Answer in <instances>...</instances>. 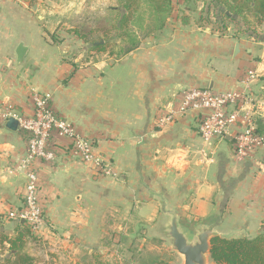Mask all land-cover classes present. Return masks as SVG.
Returning <instances> with one entry per match:
<instances>
[{"label":"crops","instance_id":"obj_1","mask_svg":"<svg viewBox=\"0 0 264 264\" xmlns=\"http://www.w3.org/2000/svg\"><path fill=\"white\" fill-rule=\"evenodd\" d=\"M71 1L0 0V105L29 116L31 94L49 95L61 118L95 140L114 177H96L69 148L58 149L39 170L45 224L28 233L23 222L6 218L22 205L25 137L0 123V253L8 254L0 264L14 263L17 253L34 260L18 246L32 239L45 250L43 264H52L53 253L70 264H95L112 222L120 223V242L148 225L157 229L158 196L176 206L180 224L192 233L218 221L217 231L255 237L264 220V149L235 161L238 128L204 144L197 133L204 110L177 115L162 129L156 121L178 110L181 90L246 91L257 101L254 119L264 136V21L258 36H234L186 13L185 22L167 19L133 51L111 60L76 37L52 39ZM20 44L25 53L17 62ZM248 71L254 79L246 84Z\"/></svg>","mask_w":264,"mask_h":264},{"label":"built area","instance_id":"obj_2","mask_svg":"<svg viewBox=\"0 0 264 264\" xmlns=\"http://www.w3.org/2000/svg\"><path fill=\"white\" fill-rule=\"evenodd\" d=\"M254 79L248 71L246 84ZM179 108L167 111L156 121L162 129L171 124L177 115L188 111L204 110L198 125L201 141L210 145L214 140H222L231 128H238L233 138V157L237 162L252 158L264 149V136L258 134L255 121V98L246 91L212 93L207 89L190 88L178 92ZM32 112L29 116L17 113L13 106L0 105V123L14 119L17 130L26 142V156L21 167L25 169V183L21 208L6 212L9 220L23 222L31 233H38L45 224L43 204L40 198L41 164L55 160L57 150L69 148L72 156L87 167L96 177H114L112 165L99 155L96 142L81 134L68 120L61 118L50 105V96L33 92ZM264 106V102L261 103Z\"/></svg>","mask_w":264,"mask_h":264},{"label":"rangeland","instance_id":"obj_3","mask_svg":"<svg viewBox=\"0 0 264 264\" xmlns=\"http://www.w3.org/2000/svg\"><path fill=\"white\" fill-rule=\"evenodd\" d=\"M80 2H83L82 6ZM128 2L129 0H80L78 4L72 0L70 3L64 4L66 6L65 18L62 17V20L65 25H63L62 21L55 29L54 36L57 38V42H60L66 36L79 39L80 35L94 43H104L105 41L107 47L103 52H106L111 60L118 59L124 50L132 46L131 41L138 42L139 39L150 34L157 26L155 14L145 0L133 2L134 5L131 6L129 13L125 8ZM74 6H77L79 13L74 14ZM85 6L87 9L84 8ZM214 6L210 3V0H191L179 6L176 4L174 14L169 18L179 17L183 22L184 19L188 18L186 13L189 15L193 13L192 15L195 16L196 21L204 23L209 28H216L215 31H219L220 34L228 33L244 37L247 35L250 37L258 36V25L254 23L249 14L245 15V19L237 18L238 20L234 24L224 20L220 12L214 10ZM70 15L73 16V19L69 17ZM74 16H78L76 24L74 23L76 17L74 18ZM125 16L128 17L127 24L122 27V30L116 31L115 29L120 27V21ZM85 20L89 23L86 26ZM67 26H70V28L66 29ZM73 31L74 33H72ZM56 32L58 35H56ZM119 34L121 35L119 36ZM103 43L99 45H103ZM86 46L89 51L92 47H96L91 42H88ZM258 99L261 101L260 98ZM170 207L176 208V206L172 205ZM165 222L166 219L161 214L157 229L148 225L147 228L144 227V229L134 232L131 239H128L129 241L123 242H120L119 238L122 232L120 234L116 228L120 223L112 222V229L109 230L104 239V253L95 254V264H181V258L171 251L168 239L163 235L162 226ZM35 241L36 239H32L29 242L30 244L26 246L22 245V243L18 245L21 249L25 248L28 253H32L34 260L21 263L16 261V257H14V263L5 261L2 264H34V261L36 262L35 264H43L44 261H47L44 257L46 256L45 250L42 248L43 246H39L40 244ZM53 254L48 256V262L52 264H70L67 263L69 260L65 257H59V255L57 258L56 254ZM0 255L8 256L7 253L3 252Z\"/></svg>","mask_w":264,"mask_h":264},{"label":"trees","instance_id":"obj_4","mask_svg":"<svg viewBox=\"0 0 264 264\" xmlns=\"http://www.w3.org/2000/svg\"><path fill=\"white\" fill-rule=\"evenodd\" d=\"M137 1L138 0H129L128 5L125 6L128 13L131 6L134 5L133 2L135 3ZM145 1L155 14L157 23L156 28H161L165 25V21H167V19L174 14V7L176 4L179 6L182 3L189 2L191 0ZM210 3L215 5L214 10L219 11L224 20H228L231 23L235 24L238 20L237 18L245 19L246 14L251 16L256 25H260L264 21V0H210ZM127 21L128 17H123L120 21V27L115 30H122V27H125ZM183 22H185V19ZM72 33H74V31ZM75 33L77 32L75 31ZM120 35L121 34H119V36ZM52 39L57 42V38L54 34L52 35ZM79 39L88 43L83 35H80ZM131 43L132 46L129 49L124 50L119 57L130 53L138 46L137 41H131ZM106 47L107 45L104 41L103 45L92 47L90 51L103 52L106 50ZM257 132L262 135L261 127H257ZM27 231L28 233L30 232V230ZM11 245H13V243H11ZM15 257L16 261H20L21 263H24L25 261H32V259L28 256L19 253H17ZM210 258L216 264H264V220L262 221L260 232L251 239H212Z\"/></svg>","mask_w":264,"mask_h":264},{"label":"water","instance_id":"obj_5","mask_svg":"<svg viewBox=\"0 0 264 264\" xmlns=\"http://www.w3.org/2000/svg\"><path fill=\"white\" fill-rule=\"evenodd\" d=\"M228 16V14L226 13ZM100 43H94L97 46ZM25 53V48L20 44L16 49V59L20 62ZM6 127L11 131L17 130V123L14 119L6 122ZM160 204V213L165 217L166 222L163 224V235L168 239L170 249L181 258V264H216L210 258L211 241L214 238L223 240L247 238L242 237L239 231L221 232L217 231L220 223L204 227H196L194 232L188 231L179 221L176 210L170 207L161 196H158Z\"/></svg>","mask_w":264,"mask_h":264}]
</instances>
